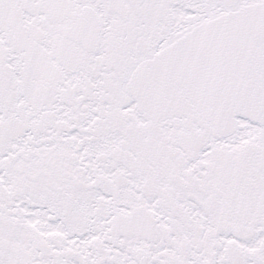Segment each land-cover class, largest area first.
I'll return each mask as SVG.
<instances>
[{"label":"snow or ice","instance_id":"6c2138e0","mask_svg":"<svg viewBox=\"0 0 264 264\" xmlns=\"http://www.w3.org/2000/svg\"><path fill=\"white\" fill-rule=\"evenodd\" d=\"M0 264H264V0H0Z\"/></svg>","mask_w":264,"mask_h":264}]
</instances>
